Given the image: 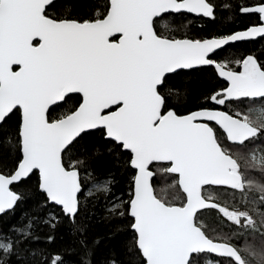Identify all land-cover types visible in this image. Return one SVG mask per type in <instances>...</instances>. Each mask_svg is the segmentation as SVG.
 <instances>
[{"label": "snow or ice", "instance_id": "snow-or-ice-1", "mask_svg": "<svg viewBox=\"0 0 264 264\" xmlns=\"http://www.w3.org/2000/svg\"><path fill=\"white\" fill-rule=\"evenodd\" d=\"M79 6V0H0V157L15 161L12 170H0V215L30 197L14 186L37 172L36 192L43 197L37 209H50L43 216L25 213L0 232V264L20 259L25 244L39 239L37 224L55 230L61 216L81 237L82 264H91L88 225L78 222L88 212V197L104 203L105 220L133 219L134 249L143 264H223V258L229 264H264V147H258L264 146V65L248 55L236 61L242 70L235 71L216 59L229 44L264 37V0L239 8L256 15L259 26L204 39L169 38L161 29L174 14L214 20V0H107L106 14L94 19L78 16ZM49 8L61 14L52 16ZM204 67L214 68L226 87L209 94L210 106L177 115L169 101L182 103L187 89L168 82ZM73 93L82 96L79 107L50 119V106L66 103ZM245 101L261 107L235 115L217 107ZM17 114L13 128L9 122ZM96 132L109 142L104 150L115 161L130 153L136 174L127 202L111 192V177L92 174L88 197L81 201L80 167L88 157L73 159L71 153ZM99 152L98 147L93 154ZM154 163L178 177L184 203L177 206L156 194ZM206 186L239 192L242 209L210 203L202 194ZM217 208L236 226L229 242L214 241L197 223L198 210ZM30 255L42 264H63L59 254Z\"/></svg>", "mask_w": 264, "mask_h": 264}, {"label": "trees", "instance_id": "trees-1", "mask_svg": "<svg viewBox=\"0 0 264 264\" xmlns=\"http://www.w3.org/2000/svg\"><path fill=\"white\" fill-rule=\"evenodd\" d=\"M61 0L54 3L59 4ZM256 0H214L216 7L215 19L192 16L189 14L173 15L168 17L171 23L167 28L161 31L169 38H190L204 39L218 36H226L236 31L244 30L250 26L259 24L256 15L241 14L239 8L241 6L252 5ZM224 4H230V9L222 7ZM77 15L84 19H94L97 14L100 18L106 14L107 0H79ZM48 13L52 16L61 14V9H48ZM248 55H253L260 64L264 65V37L255 41L240 42L229 45L220 50L216 59L221 63H226L232 70L238 71L240 66L236 63L238 60L244 59ZM169 85L175 89H187V98L182 103H177L174 99L169 101V107L173 108L177 115H185L193 111L199 110L201 107L210 106L206 104V98L213 90L219 91L225 87V83L221 81L214 70L210 67H204L190 73L181 72L179 76L174 77ZM66 99V103L54 106V112L58 113L67 109L71 103H75L74 96ZM242 104V107H240ZM249 105L247 101L244 103H229L225 107L217 106L219 110L229 111L230 114L240 112L249 114V109L254 107ZM52 110L49 113H53ZM18 114L13 116L9 122L14 128L17 122ZM223 139V135L219 134ZM110 146L109 142L102 139L100 132L85 136L80 140L78 149L71 153L73 159L83 158L87 156L86 163L80 167V178L82 181L81 201L88 197L91 180L89 174L95 178L111 177V192L117 199L127 202L132 188L133 177L135 171L130 165V153L124 152L120 155L119 161H115L113 157L105 151V147ZM100 148L98 154H93L96 148ZM258 147H264L258 145ZM258 153V152H257ZM69 157L65 156V163H68ZM15 161L9 159L6 155L0 157V170L5 172L14 168ZM151 170L154 172L152 181L156 194L174 204L181 205L185 202V197L180 191L176 183L177 177L164 174L163 168L159 164H153ZM37 174L34 173L31 180L26 183L14 186V190L22 192L28 190L31 195L22 200L16 207L14 212L0 215V232L7 231L8 228L18 223L25 213L39 214L43 216L50 209L39 211L37 203L43 199L36 192ZM225 193L227 201L220 197L221 192ZM202 194L210 197V202H215L219 206L228 205L242 209L241 197L239 192L225 191L221 188L202 190ZM88 212H81L78 222L86 223L88 230L86 239L89 245L90 253L88 259L91 264H111L113 260L116 264H143V259L138 250L134 249V232L131 230L132 219L125 215L118 222L104 219L103 202L96 203L91 197H88ZM58 211V210H57ZM259 223V218L255 217ZM60 224L55 230L50 229L47 225L37 224L34 235L39 239L31 240L25 244L24 250L21 251L20 259L12 257L10 264H42L41 258L31 257V251L43 250L50 254H59L63 259V264H82L84 259V249L78 243L81 238L79 234L74 235L71 232V226L66 218L60 217ZM197 223L203 224L206 233L216 242H229L232 233L235 232L236 226L226 222L219 211L204 210L197 214ZM118 228V230H117ZM53 236L51 243L48 237ZM232 242H234L232 240ZM208 259H220L215 256L207 255ZM251 259V258H250ZM228 261V260H226ZM229 264V262H228ZM253 264L256 261L253 260Z\"/></svg>", "mask_w": 264, "mask_h": 264}, {"label": "flooded vegetation", "instance_id": "flooded-vegetation-1", "mask_svg": "<svg viewBox=\"0 0 264 264\" xmlns=\"http://www.w3.org/2000/svg\"><path fill=\"white\" fill-rule=\"evenodd\" d=\"M240 70H242L241 68H239L238 69V71H240ZM225 87H226V84H225ZM71 96H74V100H75V103H71L70 104V106L67 108V109H65L64 111H61V112H58V113H55L53 110V108L54 107H52L50 110H52L53 111V113H49V117H50V119H56V118H59V117H61L66 111H69V110H75L78 106H79V103H81V97L79 96V95H71ZM68 97H66L65 98V100L67 99ZM64 102V101H63ZM62 102V103H63ZM61 104V103H60ZM240 107H242V104H240ZM255 108H257V109H259L260 107H261V103L258 101L257 103H256V105L254 106ZM214 127H216L215 125H213ZM222 134L223 135V133H222V131L221 130H219L218 128H217V134ZM258 154H259V152H258ZM220 197L223 199V200H221L220 202H225V201H227V199H226V197H225V193L222 191L221 193H220ZM221 216H222V214H221ZM223 218V217H222ZM226 222H228L227 220H226V218H223ZM228 223H230V222H228ZM229 240H230V238H229ZM234 241V240H233ZM223 242H226V241H224L223 240ZM232 242V241H231ZM235 242V241H234ZM227 259L226 258H223V264H228V261H226Z\"/></svg>", "mask_w": 264, "mask_h": 264}, {"label": "water", "instance_id": "water-1", "mask_svg": "<svg viewBox=\"0 0 264 264\" xmlns=\"http://www.w3.org/2000/svg\"><path fill=\"white\" fill-rule=\"evenodd\" d=\"M56 1H59V0H53V2H56ZM184 14H189V13H184ZM189 15H192V16H198V15H196V14H189ZM198 17H201V16H198ZM262 22L259 20V24H257L256 26H259L260 24H261ZM247 29V28H246ZM245 30V29H244ZM240 31H243V30H240ZM237 32V31H236ZM259 38H263V37H258V38H256V39H253V40H247V41H255V40H257V39H259ZM247 41H241V42H247ZM35 43V42H34ZM236 43H240V42H236ZM232 44H235V43H232ZM232 44H229V45H232ZM229 45H227V46H229ZM227 46H225V47H227ZM224 47V48H225ZM224 48H222V49H224ZM221 49V50H222ZM220 51V50H219ZM210 68H212V67H210ZM213 70H214V68H212ZM13 70H15V71H19V66H16V65H14L13 66ZM214 72H215V70H214ZM216 74V73H215ZM218 77V76H217ZM219 78V77H218ZM221 81H223L225 84H226V81H224L223 79H221V78H219ZM71 95H79L80 97H81V103H82V96H81V94H79V93H73V94H69V96H71ZM66 98V97H65ZM63 101H58L57 102V104L56 105H58V104H60V103H62ZM55 105H52V106H50V109L52 108V107H54ZM79 107V106H78ZM77 107V108H78ZM197 111V110H196ZM193 112H195V111H193ZM189 114V113H188ZM188 114H185V115H188ZM181 116H184V115H181ZM154 164H157V163H154ZM134 171H135V174H136V170L134 169V168H132ZM37 175H38V172L36 173ZM175 176V175H174ZM177 177V176H176ZM153 179H154V177H153ZM177 180H178V177H177ZM153 181V180H152ZM179 187V186H178ZM207 187V186H206ZM180 189V188H179ZM180 191L182 192V190L180 189ZM182 194L184 195V197H185V201H186V196H185V194L182 192ZM210 202V201H209ZM210 203H212V202H210ZM219 206V205H218ZM205 210H209V209H205ZM212 210H216V211H218V208L217 209H212ZM202 211H204V210H198V213L199 212H202ZM197 213V214H198ZM130 217V216H129ZM131 218V217H130ZM132 219V218H131ZM132 222H133V219H132ZM131 230H132V228H131ZM133 231V230H132ZM209 255H211V256H215V254H209ZM142 257V256H141ZM216 257V256H215ZM143 259V258H142Z\"/></svg>", "mask_w": 264, "mask_h": 264}, {"label": "rangeland", "instance_id": "rangeland-1", "mask_svg": "<svg viewBox=\"0 0 264 264\" xmlns=\"http://www.w3.org/2000/svg\"><path fill=\"white\" fill-rule=\"evenodd\" d=\"M257 158H259V154L257 153Z\"/></svg>", "mask_w": 264, "mask_h": 264}]
</instances>
